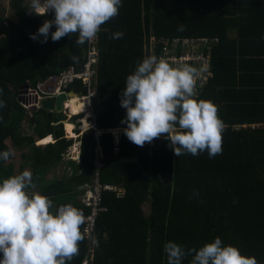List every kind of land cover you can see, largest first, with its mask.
Segmentation results:
<instances>
[{
  "label": "trees",
  "instance_id": "trees-1",
  "mask_svg": "<svg viewBox=\"0 0 264 264\" xmlns=\"http://www.w3.org/2000/svg\"><path fill=\"white\" fill-rule=\"evenodd\" d=\"M22 1H10L15 21L11 14L8 26L0 19V100L6 104L0 108V152L13 146L25 151L18 167L0 160V181L30 169L35 191L56 205L71 203L86 215L80 197L93 178L96 142L85 132L88 116L79 126L81 172L46 181V172L62 162L74 139L65 136L62 126L53 125V114L39 105L26 107L20 95L23 86L33 89L69 66L81 71L85 43H76L78 33L56 42L50 35L46 43L31 39L30 34L44 20L54 19V13L28 14ZM181 24L184 30L178 31ZM116 31L123 37L110 39ZM149 35L217 38L209 50L211 76L197 96L218 106L225 124L222 153L212 158L207 151L176 157L164 138L140 147L123 131L114 153L111 135H101L100 184L116 190L103 192L106 211L95 221L90 264H167L166 242L198 249L217 236L264 264V0H121L118 15L101 25L97 40L93 87L106 107L97 113L100 128L126 127L121 123L126 116L121 93L127 76L147 54ZM68 90L86 93L79 80ZM76 98L69 102L72 115L79 112ZM63 125L67 136V131L75 134L73 123ZM47 134L55 141L51 143ZM86 250L84 239L70 264H81Z\"/></svg>",
  "mask_w": 264,
  "mask_h": 264
},
{
  "label": "clouds",
  "instance_id": "clouds-1",
  "mask_svg": "<svg viewBox=\"0 0 264 264\" xmlns=\"http://www.w3.org/2000/svg\"><path fill=\"white\" fill-rule=\"evenodd\" d=\"M120 6L121 0H30V14L54 13V19L44 20L30 38L46 43L50 35L56 42L78 33L77 44L91 42L101 25L118 15ZM183 30L184 25H179L178 31ZM123 35L116 31L110 39ZM206 71V65L177 64L155 54L140 60L127 76L120 99V106L126 110L121 123L126 124L123 132L127 139L143 147L146 142L164 138L176 157L197 156L204 151L209 158L221 154L225 124L218 106L197 96L198 80ZM5 106L0 100V108ZM76 115L81 117L79 112ZM78 119L75 121L80 126ZM14 155L9 147L0 152V160ZM34 189L33 174L27 168L0 181V264H70L85 239L81 231L84 213L71 203L53 210V201ZM164 252L167 264H182L189 256V264H259L255 256L223 244L218 236L198 249L168 241Z\"/></svg>",
  "mask_w": 264,
  "mask_h": 264
},
{
  "label": "built area",
  "instance_id": "built-area-1",
  "mask_svg": "<svg viewBox=\"0 0 264 264\" xmlns=\"http://www.w3.org/2000/svg\"><path fill=\"white\" fill-rule=\"evenodd\" d=\"M50 13L51 11H49L46 15H49ZM98 34L93 41L85 42V48L83 50L85 53V60L81 71H78L74 65L69 66L68 69L61 71L58 75L50 76L45 81L37 83L35 88H25L24 92L21 94L22 102L25 103L26 107L30 108L32 105H35V107L38 106L42 100L53 99L60 94H67L69 91L68 86L76 80L82 81L83 86L86 88V93L84 95H79V98L83 101V105L79 112L81 117L78 120L82 121L85 116H88L86 118L88 129L85 132H91L93 139H95L96 142L93 154V178L89 184H85L83 186V188H86V192L80 197V204L84 208L88 209V214L84 215L85 223L81 226V231L85 233V239L87 240V250L81 264H90L93 258L95 221L101 213L106 211V207L103 204V192L116 190L113 186H103L100 184V169L103 166L104 159L103 149L100 144V137L105 133H109L112 137V150L116 153L119 149V143L123 131L119 128H100L97 125V113L92 106V98L96 92L93 87V79L99 55L97 41ZM216 42V37L207 36L157 38L154 35H151L148 37L146 56L155 54L157 57H163L171 62H176L177 64L187 63L197 68L206 65L207 71L203 72L200 80H198V94L201 87L205 85L211 76L209 50L210 46ZM32 97H34L35 102H32ZM69 100H71V98H67L66 101ZM63 106L64 109L62 112L65 113V111L69 109L66 107L67 105L65 102L63 103ZM78 136L79 134L75 135V137ZM66 158L73 159V156H71V149H69L66 153ZM58 206L60 205H57L56 207Z\"/></svg>",
  "mask_w": 264,
  "mask_h": 264
},
{
  "label": "crops",
  "instance_id": "crops-1",
  "mask_svg": "<svg viewBox=\"0 0 264 264\" xmlns=\"http://www.w3.org/2000/svg\"><path fill=\"white\" fill-rule=\"evenodd\" d=\"M10 1L11 0H5V2L2 0V3L0 4V19H2L3 21V24L4 26H8V22L6 21V18H8L11 14V17L10 19H12L13 21L16 20V17L13 15V12L10 11ZM22 5L26 8V12L29 14V10H30V0H23L22 1ZM99 36V34H98ZM151 36V35H149ZM148 45V44H146ZM144 45L143 48L146 46ZM211 48V46H210ZM147 49V47L145 48ZM146 56V55H145ZM144 56V57H145ZM77 96V95H76ZM75 96V97H76ZM73 100V99H72ZM34 109V107L32 108ZM68 111V110H66ZM76 115V114H75ZM68 118H71V116H68ZM76 120V119H75ZM74 124V123H73ZM55 125V123L53 124ZM75 135L76 134H79V138L81 137V135L83 134L82 132H80V130L78 131L77 129L80 128L79 127V123L76 121L75 122ZM77 125H78V128H77ZM57 126V125H56ZM59 126V125H58ZM77 128V129H76ZM30 129L28 128H21V132H25L27 134L30 133ZM65 131V130H64ZM80 132V133H79ZM68 133V136L71 137V134L73 132L71 131H67ZM74 134V133H73ZM46 136H51L52 140L50 141L51 143L54 142V137L52 134H47ZM68 136H66L67 138H69ZM45 137V136H44ZM41 139V138H40ZM39 140V139H38ZM37 140V141H38ZM37 141L35 142L36 145H44L46 143H41V144H38ZM8 144H9V140L6 141ZM49 143V142H47ZM75 143H78L77 144V148H78V151L76 152L77 154V159H67L66 158V154L64 155V158L62 160L61 163H59L57 166H55L54 168H50L46 174H45V179L46 181L48 180H53V179H60L62 177H71L73 176L74 174H79L81 172V169H79L78 167V164H79V145H80V142L78 139H75ZM72 144V145H73ZM12 149L15 151V155L14 156H11L8 160H7V165L9 164H12V165H16V167L20 166V164L22 163V156L20 154H22V152L24 151L23 149H19L17 148L16 146H13ZM72 155L74 156V152H71ZM73 161V162H69V161Z\"/></svg>",
  "mask_w": 264,
  "mask_h": 264
},
{
  "label": "water",
  "instance_id": "water-1",
  "mask_svg": "<svg viewBox=\"0 0 264 264\" xmlns=\"http://www.w3.org/2000/svg\"><path fill=\"white\" fill-rule=\"evenodd\" d=\"M24 88H26V86H23ZM77 95L75 93V91H68L67 94H60L57 95L55 98L53 99H48V100H42L39 103V106L41 109L51 113L54 115L55 118V125H61L62 123H64V121H67L69 123H75V119L74 118H68L65 113H63V103L66 102L67 98H71L72 96ZM92 106L94 107L95 111L98 114L103 113L106 110V107L101 105L100 103V92L97 91V93L95 94V96L92 98ZM56 207V204L53 203V210Z\"/></svg>",
  "mask_w": 264,
  "mask_h": 264
},
{
  "label": "bare ground",
  "instance_id": "bare-ground-1",
  "mask_svg": "<svg viewBox=\"0 0 264 264\" xmlns=\"http://www.w3.org/2000/svg\"><path fill=\"white\" fill-rule=\"evenodd\" d=\"M76 96V95H75ZM75 96H72L71 97V100H69V101H67L66 102V107L69 109V102H71V101H73L72 99H74V98H76ZM76 99H78L79 101H80V103H79V106H78V111L80 112V110L82 109V105H83V101L79 98V97H77ZM69 113H71V109H69ZM73 115H75V114H73ZM64 123H69V122H64ZM71 136H73V137H75V134H71ZM75 150H72L71 149V152H74V156H73V159H77V154H76V152L78 151V148L77 147H75L74 148ZM71 156H72V153H71Z\"/></svg>",
  "mask_w": 264,
  "mask_h": 264
},
{
  "label": "rangeland",
  "instance_id": "rangeland-1",
  "mask_svg": "<svg viewBox=\"0 0 264 264\" xmlns=\"http://www.w3.org/2000/svg\"><path fill=\"white\" fill-rule=\"evenodd\" d=\"M23 92H24V90H22V93H23ZM20 95H21V94H20ZM20 95H19V96H20ZM34 100H35L34 97H32V102H35ZM32 102H31V103H32ZM32 106H35V105H32ZM65 114L67 115V117H68V116L73 117V115H72L71 113H69V110H68V111H65ZM74 119H76V118L74 117ZM64 122H67V121H64ZM77 128H78V125H77ZM77 128H76V129H77ZM62 129H63V131L65 130V129H64V125H62ZM77 130L79 131V128H78ZM80 132H81V131H80ZM80 132H79V133H80ZM64 134H65V136H67L66 133H65V131H64ZM71 137H73V136H71ZM73 139H74V142H75V139H78V137H73ZM77 144H78V143H75V144L72 145V150H75L74 148L77 146ZM24 151H25V150H24ZM72 156H73V155H72Z\"/></svg>",
  "mask_w": 264,
  "mask_h": 264
},
{
  "label": "flooded vegetation",
  "instance_id": "flooded-vegetation-1",
  "mask_svg": "<svg viewBox=\"0 0 264 264\" xmlns=\"http://www.w3.org/2000/svg\"><path fill=\"white\" fill-rule=\"evenodd\" d=\"M74 117H75L76 119H78V116H77V115H75ZM74 117H73V118H74Z\"/></svg>",
  "mask_w": 264,
  "mask_h": 264
}]
</instances>
